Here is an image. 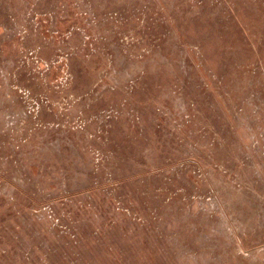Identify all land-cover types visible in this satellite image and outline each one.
Here are the masks:
<instances>
[{
  "label": "rangeland",
  "instance_id": "rangeland-1",
  "mask_svg": "<svg viewBox=\"0 0 264 264\" xmlns=\"http://www.w3.org/2000/svg\"><path fill=\"white\" fill-rule=\"evenodd\" d=\"M0 264H264V0H0Z\"/></svg>",
  "mask_w": 264,
  "mask_h": 264
}]
</instances>
